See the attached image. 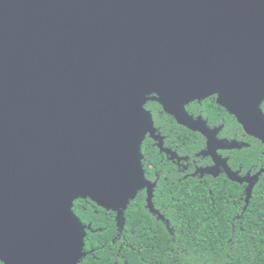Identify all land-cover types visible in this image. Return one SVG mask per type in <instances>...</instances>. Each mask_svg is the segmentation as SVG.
<instances>
[{
	"label": "water",
	"instance_id": "1",
	"mask_svg": "<svg viewBox=\"0 0 264 264\" xmlns=\"http://www.w3.org/2000/svg\"><path fill=\"white\" fill-rule=\"evenodd\" d=\"M210 96L264 144V0H0V261L78 264L75 200L109 210L147 188L151 205L144 103L208 155L217 131L185 106ZM224 168L248 199L258 175Z\"/></svg>",
	"mask_w": 264,
	"mask_h": 264
},
{
	"label": "trees",
	"instance_id": "2",
	"mask_svg": "<svg viewBox=\"0 0 264 264\" xmlns=\"http://www.w3.org/2000/svg\"><path fill=\"white\" fill-rule=\"evenodd\" d=\"M190 104L186 111L200 114L210 125L235 122L213 96ZM143 107L162 139L160 143L147 133L140 146L145 178L158 174L151 205L143 189L126 206L109 210L89 198L75 200L72 210L86 227L78 264H264V173L248 199L242 185L224 177L202 182L184 177L172 163L179 156L173 152L166 160L163 149L191 157L203 146L202 136L179 125L157 100ZM262 150L260 143H250L244 151L246 169L259 158L264 161ZM236 159L232 153L231 162Z\"/></svg>",
	"mask_w": 264,
	"mask_h": 264
},
{
	"label": "flooded vegetation",
	"instance_id": "3",
	"mask_svg": "<svg viewBox=\"0 0 264 264\" xmlns=\"http://www.w3.org/2000/svg\"><path fill=\"white\" fill-rule=\"evenodd\" d=\"M215 98V101L217 99L216 96H213ZM197 103V102H196ZM217 103V102H216ZM202 102H198V105L196 107H201ZM192 106L190 102L185 106V110L187 107L189 108ZM260 109L262 113L264 114V101L260 104ZM227 111V110H226ZM191 117L196 119H201L199 116L200 114H194L189 113V111H186ZM228 112V111H227ZM229 113V112H228ZM230 114V113H229ZM231 115V114H230ZM233 116V115H232ZM234 117V116H233ZM235 122L232 120H229L227 123V126L225 127V123L217 124V125H210L206 119H201L205 122L206 126L212 130L217 131L215 135V150H211L210 154L214 152V157L219 158V160L214 159L213 156L210 154H204L207 151V144H206V138L201 135V133L197 131H193L196 133H199L203 138V146L198 149L195 153L192 154L191 157L188 155H179L177 151H173L172 149L165 148L163 149V157L167 160H170V157L173 156L176 153L180 161L173 160L172 163L176 165V167L179 168V172L185 173L184 177L186 176H195L197 179H200V182L202 180H205L207 177H212L213 179L224 177L226 180L231 181L228 178V175L226 173V170L224 167H227L228 170L239 180H245L248 178L249 180H255L254 177L259 178L262 173H264V161L259 158L257 161H254V163L248 168H245V149L250 146V143H260L263 147V150L261 151L260 157L264 159V144L259 141L258 139L254 137L248 136V134L243 129L242 125L238 122V120L234 117ZM236 123V124H235ZM192 131V130H190ZM148 137L150 135L148 134ZM161 138V137H160ZM162 143V139H161ZM223 145L224 148H218V146ZM233 145L232 148H230ZM232 153H237V159L235 162H231V155ZM176 155V156H177ZM145 157L143 156V160ZM152 166L148 164L147 169L151 168ZM206 169H212L210 172H202ZM204 175H209L205 176ZM154 178H151V175L148 174V177H146V180L154 185V182H156L158 174L154 173ZM257 178V180H258ZM234 183H237L239 185L243 186V193L246 194V189L248 187V183L246 181L243 182H236L231 181ZM256 182V181H254ZM143 192L146 195L145 200H147V188L143 189Z\"/></svg>",
	"mask_w": 264,
	"mask_h": 264
}]
</instances>
